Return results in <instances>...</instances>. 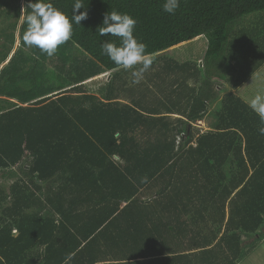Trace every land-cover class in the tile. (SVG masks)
<instances>
[{"label": "trees", "instance_id": "1", "mask_svg": "<svg viewBox=\"0 0 264 264\" xmlns=\"http://www.w3.org/2000/svg\"><path fill=\"white\" fill-rule=\"evenodd\" d=\"M31 2L25 0V17ZM51 2L71 16L75 0ZM163 3L83 0L79 11H87V18L74 25L72 38L53 56L34 47L37 57L15 54L6 70L16 64L20 68L13 79L6 77L8 91L3 90L5 75H0V95L12 96V80L18 81L20 94L13 95L30 103L5 105L0 99V177L7 178L21 165L25 172L9 192L0 187V264H238L263 241L260 117L241 98L226 94L217 110L216 134H200L193 144L188 120L203 115L201 93L188 99L184 109L164 103L167 113L183 109L188 120L171 121L169 115L146 108L143 96L148 94L143 89L141 97L135 94L141 84L125 89L133 82L132 70L118 68L101 54V43L116 38L101 37L97 30L110 11L133 16L138 21L135 35L153 58L151 68L162 64L158 67L164 80L182 70L180 88L187 82L189 63L159 53L204 35L207 56L219 57L241 18L262 13L256 23H264V0H180L174 16L163 12ZM15 13L20 18L21 6ZM241 28L239 33L245 34L238 41L261 40L251 33L253 27ZM26 29L24 20L22 36ZM7 37L15 42L14 32ZM252 51V46L244 50ZM107 71L111 73L101 95L85 90V81ZM224 136L239 141L237 156L222 153L227 149ZM236 157L240 170L232 166L226 171L223 164L230 159L234 163ZM123 202L127 205L121 207ZM204 210L216 211L215 217L223 212L215 219L226 221L220 238L189 230L190 220L204 221ZM159 211L177 216L181 241L192 235L195 248H160L170 233H162L158 223H170ZM187 215L190 219L183 218Z\"/></svg>", "mask_w": 264, "mask_h": 264}, {"label": "crops", "instance_id": "2", "mask_svg": "<svg viewBox=\"0 0 264 264\" xmlns=\"http://www.w3.org/2000/svg\"><path fill=\"white\" fill-rule=\"evenodd\" d=\"M24 4V5H23ZM21 6V16L20 18L17 17L15 10ZM24 7V9H22ZM25 13H26V5L25 0H0V32L2 34L3 27L2 26H14L16 23V31L19 29L20 32V40L18 42V39H15V42L12 43V40L10 38H7L6 40H2L0 37V75L4 74L5 76V82L3 83V90L7 89V85L5 84L6 77H16L18 73L19 64H16L12 70L7 71V65L13 58L15 54H20L21 52L22 57H29L25 56V54H31V52L26 51L25 48H21L24 44L22 41V26L25 20ZM7 17L9 19L14 18V21L11 22L7 21V24L3 25V22L7 20ZM258 26H253V28L250 29L251 33L253 35H256L259 37L258 42L256 41H250L248 37L244 38L242 42L237 40V37L239 34H245V32H241V27L238 25V27H234V31L229 35L228 39L225 43V49L224 51L220 52L219 57H213V56H207V50H208V39L206 36H200L197 37L194 40H191L186 43H182V45L191 44V47L189 48L188 54H180L181 57L179 58H173L174 60L178 61L179 63H189L187 65V71L184 72L188 76L187 82L183 84L180 88L178 87L179 82L182 80L184 74L183 71L180 69H176L172 73L173 79L166 78L165 80L163 78L166 77L165 74L161 73L160 67L157 66L158 69H154L156 71V76L159 78H162V82H164V85H161L163 87V90L160 95H156L154 101H152L150 98H145L143 96V103L146 106V108H155L156 112H161V115H169L170 119L172 121H177L179 118H183L185 120H188L187 117H185L183 114V109L186 107L189 103H187L190 99L194 96H197V94L201 93V98L205 100L206 106L202 110V117H199L195 120H188L190 121V127L194 133V142L193 144L196 145V139L200 134H207L209 132L216 134V128L215 124L218 123V116H217V110L221 106V101L225 97L226 94H234L236 97L241 98L244 102L251 100L256 94L261 93L264 94V32H262L260 29L264 26V23H258L256 24ZM254 28H257L253 30ZM260 28V29H259ZM4 34V33H3ZM249 35V33H247ZM248 40V42L246 41ZM181 45V44H180ZM179 46V45H177ZM174 46V47H177ZM252 46L253 51L249 54H246L244 50L246 48H249ZM11 50L9 51V49ZM172 47V48H174ZM204 49V50H203ZM175 54L179 55L178 50ZM205 51V52H204ZM240 54V52H242ZM33 53V51H32ZM5 54H8L6 59L4 61L3 58ZM187 55H190L188 57ZM29 64V62L27 63ZM21 66L24 67V63L21 64ZM28 66V65H27ZM156 68V67H155ZM22 69V67H21ZM5 70V72H3ZM160 71V73L158 72ZM6 73V74H5ZM111 71H107L105 73L100 74L98 77H93V80H97V82L94 85L92 84V87L95 86V88H99L98 83L100 81H103L104 77H106V80L108 81V75H110ZM177 74V79L175 78ZM162 76V77H161ZM2 78V80H3ZM175 78V79H174ZM92 79V78H91ZM16 80H19L17 77ZM90 80V79H89ZM93 80L87 81L86 83L92 82ZM156 80V79H155ZM105 81V80H104ZM157 81V80H156ZM29 81H26L25 85H28ZM85 85V83H84ZM156 85V83H155ZM85 87V86H84ZM89 87V86H87ZM86 87V88H87ZM151 87H154L151 85ZM85 88V89H86ZM177 89L176 92H171L172 90ZM8 91V89H7ZM11 91L12 96H9L7 94L0 95V99L2 100V103L5 105H12V103H18L20 105H30L29 102L22 103L20 102V99L17 97V95L13 94H20V82L16 81V84H14V80H12L11 83ZM145 89H143V92ZM17 92V93H14ZM171 92V93H170ZM91 93V92H90ZM23 95V93H21ZM99 94V93H98ZM101 95V94H99ZM9 100V101H8ZM123 102H129L128 99H121ZM169 101H172L173 103H177L178 105L182 106V111L179 110H173L174 113H167V109L164 107V103H168ZM247 104V103H246ZM179 107V106H178ZM199 110V109H198ZM159 115V116H161ZM222 134V133H221ZM223 137V136H222ZM225 139H227L226 142V150H222V153H229L230 156L232 154L237 153L238 147H239V141L236 139L235 142L232 141L233 136H224ZM223 140V138H222ZM194 145V146H195ZM234 149L232 150V148ZM229 149V150H228ZM239 155V154H238ZM237 156V155H236ZM226 171H230L232 166L235 167L236 172L240 170L239 161L237 160V157L235 159V162L233 163L231 159L227 161L225 164ZM23 167V165H22ZM251 169V174L253 172V168L249 167ZM19 167H14L10 175L6 178L0 177L1 180H12L13 183L14 180H16L15 173L18 170ZM244 170V167H242ZM24 170L22 168V175L24 174ZM20 174V173H19ZM231 172H229V175ZM240 173H237V180H239ZM24 176V175H23ZM15 178V179H14ZM19 179V178H17ZM232 184V181L230 182ZM1 190L3 189L5 192H9V189L6 190L2 185H0ZM127 205V202H123L121 207H124ZM83 209V208H82ZM226 220L229 218V208L228 205H226ZM216 211L213 210H204L202 214L205 216L204 221H189L188 228L189 230H198L202 236L208 234L207 236H210L212 239L216 234L218 235V238L221 237L224 229L225 224H221V221H215L216 218L220 220L219 217H221L222 213L219 211L217 212L219 215L218 217H215ZM198 215V214H196ZM169 219V225L164 226L163 223H165L163 220L162 222H159L158 225L161 228L162 233H170V236H167V240L165 243L160 244L161 249L165 250H190L195 248V246L192 244V239L189 237L183 238V241H181L179 234H178V223H177V216L173 215V213H164L162 214L161 218ZM171 217V218H169ZM184 219H190V217L183 216ZM221 227V230L219 228ZM185 229V228H183ZM215 234V235H214ZM191 240V242L189 241ZM238 264H264V239L263 241L253 250L251 253L247 255L244 259H242Z\"/></svg>", "mask_w": 264, "mask_h": 264}, {"label": "clouds", "instance_id": "3", "mask_svg": "<svg viewBox=\"0 0 264 264\" xmlns=\"http://www.w3.org/2000/svg\"><path fill=\"white\" fill-rule=\"evenodd\" d=\"M28 6L31 12L25 17L27 29L22 36L23 44L37 48L48 56H53L61 45L72 38L74 25H81L87 18V11H79L84 7L83 0H75L71 16L56 7L51 0H33ZM162 7L164 13L174 16L180 8V0H164ZM137 23L128 13L110 11L105 14L97 30L101 37L116 38L101 43V54L118 68L132 70L134 83L140 81L153 63L146 44L135 35ZM245 103L264 124V94L258 93ZM259 131L264 135V127Z\"/></svg>", "mask_w": 264, "mask_h": 264}, {"label": "rangeland", "instance_id": "4", "mask_svg": "<svg viewBox=\"0 0 264 264\" xmlns=\"http://www.w3.org/2000/svg\"><path fill=\"white\" fill-rule=\"evenodd\" d=\"M22 9H24V7H22ZM261 14L262 13H251V14H248V15H246L243 18L240 19L241 21H243V23H238V24H239L240 27L244 25L245 28H247V30H249L251 27H253L255 24H257L256 20L258 19V15H261ZM8 19H9V17H7V20H5L3 22V25L7 24ZM9 21L13 22L14 18L9 19ZM2 27L4 28L3 31H2V34L0 32V37H1L2 40H6L8 38L7 35L14 32L15 33V37L18 39V42L19 41L21 42L19 29L16 31V28H14L13 26H9V27L2 26ZM190 47H191V44H187V45H182V44L180 45L179 44V46L174 47V48H170L169 50H167V51H165L163 53H159V54H165L166 57H170V58H174L175 59V58L181 57L180 54L181 55L182 54H188ZM21 48H25L26 51L31 52V54H33V56L37 57L36 53H34V52L32 53V51H31L32 48L31 47H26L25 45H23ZM176 50H178L179 55L175 54L177 52ZM21 52H23V51L21 50ZM21 52H20V54H21ZM25 55L28 56L29 54H25ZM187 56L190 57V55H187ZM158 61H162V60H158ZM157 66H162V64L155 65L156 68L154 66H153V68H151L152 67L151 66L146 72L143 73V76L140 79V81L138 82V84L136 83L137 86H139V84H141V86L139 87L140 89H138V92L135 93V94H138V98L142 96L141 89H145L144 92L146 94H148V96H149L148 98H150L152 101L156 100L155 99V97H156L155 93L157 95L161 96V92L163 90V87L161 85H164L165 83L162 82V78H159V76L158 77L156 76V71L154 69H158ZM158 72H160V71H158ZM98 76H95V77H98ZM94 78H92L90 80H93ZM90 80H87V81H90ZM87 81H85V85H83V86H85L84 88H86L87 86H89V87H87L85 90H87L88 92H91V93H95V94L99 93V94H101V91L99 90V88H97V87L95 88V86L92 87V84L97 85V84H95L97 82V80H93L92 82L86 83ZM132 81L133 80L131 79V82ZM155 83H156V85H155ZM99 84H101V85H99ZM106 84H107L106 77H104L103 81H100L98 83L100 88H102V87L104 88ZM151 85H153L154 87H151ZM133 86L135 87V83L134 82L130 83V85L128 87H126L125 89L131 88ZM125 96L129 97V98L132 97L130 92H127V91H125ZM22 168H23L22 165L19 166V169H18L19 171H17L15 173L16 179L23 177L24 174L22 175ZM23 170H24V168H23ZM6 179H4V180L0 179V185H2V187H4L6 190H8L13 183L11 182L12 180H9V179L6 180ZM156 190L157 189H155V191ZM149 197L151 198V195L147 194L146 198H149ZM0 213H1V209H0ZM160 213H161L160 211L157 212V214H160ZM162 214H164V213H161V216H162Z\"/></svg>", "mask_w": 264, "mask_h": 264}]
</instances>
